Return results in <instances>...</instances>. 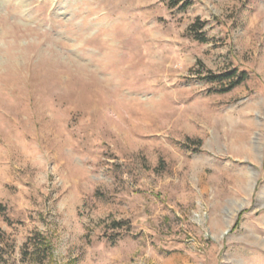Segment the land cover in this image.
<instances>
[{"label": "rangeland", "instance_id": "obj_1", "mask_svg": "<svg viewBox=\"0 0 264 264\" xmlns=\"http://www.w3.org/2000/svg\"><path fill=\"white\" fill-rule=\"evenodd\" d=\"M189 1L0 0V264H264V0Z\"/></svg>", "mask_w": 264, "mask_h": 264}, {"label": "trees", "instance_id": "obj_2", "mask_svg": "<svg viewBox=\"0 0 264 264\" xmlns=\"http://www.w3.org/2000/svg\"><path fill=\"white\" fill-rule=\"evenodd\" d=\"M169 1V5L170 7H177L178 5H180L181 8L185 9L187 8L188 6H190V1L189 0H172V2L170 0ZM235 72H230V73H227V75H224L223 77L226 79V80H231L234 76H235ZM213 79H216V77H212ZM246 78V75L245 73H240L238 75V77L236 78L235 81L231 82L228 86V89L226 90H230L231 88L241 84ZM115 227L114 228H120L121 227V224L120 223H116L114 225Z\"/></svg>", "mask_w": 264, "mask_h": 264}, {"label": "bare ground", "instance_id": "obj_3", "mask_svg": "<svg viewBox=\"0 0 264 264\" xmlns=\"http://www.w3.org/2000/svg\"><path fill=\"white\" fill-rule=\"evenodd\" d=\"M238 141H239V142H242V141H244V140H243V138H242V139L239 138ZM245 151H246L248 154H251V152H252V150H251L250 148H246Z\"/></svg>", "mask_w": 264, "mask_h": 264}]
</instances>
